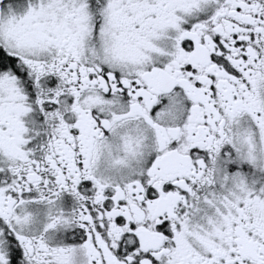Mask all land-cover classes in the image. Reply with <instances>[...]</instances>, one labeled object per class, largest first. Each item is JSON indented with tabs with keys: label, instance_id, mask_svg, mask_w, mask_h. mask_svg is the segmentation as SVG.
<instances>
[{
	"label": "snow or ice",
	"instance_id": "1",
	"mask_svg": "<svg viewBox=\"0 0 264 264\" xmlns=\"http://www.w3.org/2000/svg\"><path fill=\"white\" fill-rule=\"evenodd\" d=\"M0 264H264V0H0Z\"/></svg>",
	"mask_w": 264,
	"mask_h": 264
}]
</instances>
